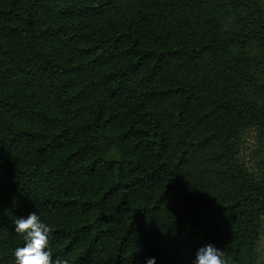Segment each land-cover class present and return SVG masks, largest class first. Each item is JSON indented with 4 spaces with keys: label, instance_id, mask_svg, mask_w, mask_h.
Instances as JSON below:
<instances>
[{
    "label": "trees",
    "instance_id": "16d2710c",
    "mask_svg": "<svg viewBox=\"0 0 264 264\" xmlns=\"http://www.w3.org/2000/svg\"><path fill=\"white\" fill-rule=\"evenodd\" d=\"M264 0H0V264L18 217L53 264H259Z\"/></svg>",
    "mask_w": 264,
    "mask_h": 264
},
{
    "label": "clouds",
    "instance_id": "9594fccd",
    "mask_svg": "<svg viewBox=\"0 0 264 264\" xmlns=\"http://www.w3.org/2000/svg\"><path fill=\"white\" fill-rule=\"evenodd\" d=\"M15 232L23 237L25 246L14 250L16 264H53L50 235L52 228L42 222L36 212L27 217H18L14 221ZM56 264H67V261H56ZM147 264H156L150 258ZM194 264H229L224 258L223 250L208 244L198 250Z\"/></svg>",
    "mask_w": 264,
    "mask_h": 264
},
{
    "label": "rangeland",
    "instance_id": "374dc122",
    "mask_svg": "<svg viewBox=\"0 0 264 264\" xmlns=\"http://www.w3.org/2000/svg\"><path fill=\"white\" fill-rule=\"evenodd\" d=\"M235 158L253 176L264 178V126L246 127L236 145ZM258 263L264 264V216L257 241Z\"/></svg>",
    "mask_w": 264,
    "mask_h": 264
}]
</instances>
